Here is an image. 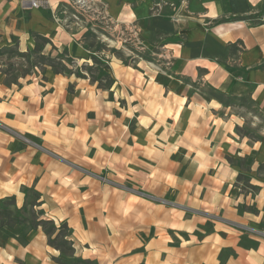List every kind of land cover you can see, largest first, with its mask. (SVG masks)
I'll return each mask as SVG.
<instances>
[{
    "label": "crops",
    "instance_id": "0c3cea01",
    "mask_svg": "<svg viewBox=\"0 0 264 264\" xmlns=\"http://www.w3.org/2000/svg\"><path fill=\"white\" fill-rule=\"evenodd\" d=\"M26 1L0 0V50L71 62L0 80V200L72 251L0 232V264H264V0Z\"/></svg>",
    "mask_w": 264,
    "mask_h": 264
},
{
    "label": "rangeland",
    "instance_id": "374dc122",
    "mask_svg": "<svg viewBox=\"0 0 264 264\" xmlns=\"http://www.w3.org/2000/svg\"><path fill=\"white\" fill-rule=\"evenodd\" d=\"M77 1L78 3H82L81 0H77ZM42 4L43 6L45 5L44 2ZM89 41L92 42L94 50H98L99 48H102V46L100 45L101 44L100 41L97 42L95 38L94 39L89 38ZM36 44L41 46V42L38 40H36ZM125 52L126 51H123V53L118 52L116 55L120 56V58H122L123 60H128V58L125 57L124 54ZM52 56L54 57L53 59H48L46 56L42 57L39 54H34V53L32 54V52L20 53L13 48L12 49L4 48L0 50V80H2L4 85H9L10 83H16L18 79L21 81H25L28 77H33L34 75L45 79L46 77H48L50 73V69L52 71H56L57 69L58 70L62 69L60 60H65L67 64L68 62H71L70 59L60 55V53H53ZM80 68L81 70L77 69L75 71L76 74L83 75V73H85L91 78L98 80L100 85L108 86L107 78L102 77L99 73L100 66H94L92 68L87 66H80ZM104 74H107L106 71H104ZM263 125H264V120H263ZM244 133L253 134L254 130L249 128L246 129ZM22 139H26L28 142H31L29 139L25 137H22ZM101 176L110 180L109 178L106 177V175L101 174ZM108 185L113 186V184H108ZM30 203L31 201L28 203L27 213H25L24 215H20L17 212H15V210L13 209L14 206L12 207L6 203H3L1 205L2 210L0 211V232H1L2 240H5L9 237H17L19 240H23L25 238V235H27L30 232V229L33 227V225L36 224L37 221L42 220V219L37 220L38 213L32 210L33 207L32 208L29 207ZM39 227H41L43 231H47L49 229L51 230L50 225H46L43 223ZM59 233L60 236L58 237H55V235L53 236L54 237L53 245L55 247L59 245V242L64 241L63 238L66 237L68 232L66 229H63L60 230ZM7 235L9 236L7 237ZM48 244L50 245L49 241ZM63 249L67 253V250L65 248ZM71 251L72 249L68 245V253H70Z\"/></svg>",
    "mask_w": 264,
    "mask_h": 264
},
{
    "label": "trees",
    "instance_id": "16d2710c",
    "mask_svg": "<svg viewBox=\"0 0 264 264\" xmlns=\"http://www.w3.org/2000/svg\"><path fill=\"white\" fill-rule=\"evenodd\" d=\"M48 59H50V58H48ZM94 65H96V66H100V75L102 76V77H106L107 78V80H108V86L111 84V79H110V77H109V75L108 74H104V71H105V65L102 63V62H100V61H97V60H94ZM57 72L58 71H61V70H56ZM62 72H64L63 70H62ZM78 77H80V76H78ZM96 79H94V78H91V81L93 82V81H95ZM99 87H101V85L99 84L98 85ZM108 86H106V87H108ZM102 87H104V86H102ZM31 200H32V206H36V200H37V195H35V194H32V196H31ZM3 203H6V204H8V205H10V206H14V199L13 198H5V199H2V200H0V211L2 210L1 209V205L3 204ZM15 212H17L18 214H20V215H24L25 213H27V207H22V209H20V210H15ZM38 215V217H37V220L39 219V215H40V213H38L37 214ZM46 224V225H50L51 226V230L49 229V230H47V231H44L45 232V234L47 235V237H48V241H49V243H50V246H54L53 245V243H54V235H55V237H58V236H60L59 234V232H60V230H63V229H66V227L65 226H60L59 228H56L54 225H53V223L52 222H50V221H45V220H39V221H37V223L36 224H34L33 225V227L30 229V231L31 230H34V229H36V228H38L39 226H41V224ZM67 230V229H66ZM68 232V231H67ZM19 235V234H18ZM9 235H7V237H8ZM24 237V236H23ZM25 237H26V235H25ZM63 242H59V245L58 246H56V248H58L60 251H62V252H65L66 253V251L63 249V248H65L66 250H67V253H68V245H69V247H71V243L70 242H68V233H67V235H66V237H64L63 238ZM22 242H25V238L22 240ZM55 247V246H54ZM72 249V248H71ZM73 264H91L90 262H83V261H79V260H75V261H73Z\"/></svg>",
    "mask_w": 264,
    "mask_h": 264
},
{
    "label": "built area",
    "instance_id": "2783aa9c",
    "mask_svg": "<svg viewBox=\"0 0 264 264\" xmlns=\"http://www.w3.org/2000/svg\"><path fill=\"white\" fill-rule=\"evenodd\" d=\"M68 1L71 2L73 0H68ZM75 3H78V1H75ZM25 4H28L29 8H37V9L43 6V4L38 0H28L25 2ZM23 140L27 143H31V142H28L26 139H23ZM95 177L102 184H112V181L106 179L105 177L101 175H95Z\"/></svg>",
    "mask_w": 264,
    "mask_h": 264
}]
</instances>
